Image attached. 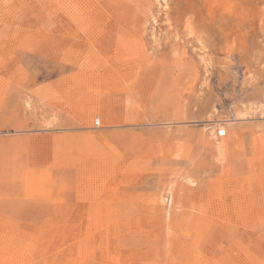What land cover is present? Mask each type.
Returning a JSON list of instances; mask_svg holds the SVG:
<instances>
[{
    "label": "rangeland",
    "instance_id": "374dc122",
    "mask_svg": "<svg viewBox=\"0 0 264 264\" xmlns=\"http://www.w3.org/2000/svg\"><path fill=\"white\" fill-rule=\"evenodd\" d=\"M250 106L264 0H0V264H264Z\"/></svg>",
    "mask_w": 264,
    "mask_h": 264
},
{
    "label": "bare ground",
    "instance_id": "6f19581e",
    "mask_svg": "<svg viewBox=\"0 0 264 264\" xmlns=\"http://www.w3.org/2000/svg\"><path fill=\"white\" fill-rule=\"evenodd\" d=\"M165 2V1H164ZM167 4V3H166ZM162 8V7H161ZM165 8V7H164ZM166 10V9H165ZM138 20V19H137ZM187 27V26H186ZM189 30V29H188ZM193 32V31H192ZM197 38V37H196ZM234 44V43H233ZM202 46V45H201ZM204 46V45H203ZM202 46V47H203ZM201 47V48H202ZM236 47V46H235ZM234 47V48H235ZM229 48H231L232 49V46H229ZM204 49V48H203ZM237 49H238V47H237ZM237 49H235V50H237ZM234 50V49H233ZM228 51V50H227ZM232 51V50H231ZM204 52V51H203ZM229 52H230V49H229ZM228 52V53H229ZM234 53V52H233ZM202 55H204V53L202 54ZM201 55V56H202ZM229 58V57H228ZM201 59H202V61L205 63H209L208 62V60H207V56H202L201 57ZM230 62V61H229ZM232 62V61H231ZM234 62V61H233ZM209 68V67H208ZM249 73V72H248ZM248 77V76H247ZM95 107V106H94ZM98 107V106H97ZM247 107V106H246ZM93 108V107H92ZM99 108V107H98ZM95 109V108H94ZM248 109H250V110H253V111H257V109H258V107H253V106H250ZM92 110V109H91ZM96 111L98 110V109H95ZM95 111V112H96ZM241 111V110H240ZM101 113V112H100ZM99 113V114H100ZM258 113L260 114V115H264V110H263V108H260V109H258ZM95 115V114H94ZM102 116H103V118L107 121V119H108V116L106 115V114H102ZM111 117V116H110ZM109 120H110V118H109ZM235 120H238V119H235ZM112 121H114V120H112ZM115 122V121H114ZM216 128V127H215ZM225 128L224 127H222V126H220V129L219 130H222V131H220L221 133H220V135H223L224 133H225V130H224ZM210 135H212V134H210ZM214 137V136H213ZM214 139V138H213ZM89 155V154H88ZM107 168V167H106ZM184 180H186L188 183H190L191 185H194L195 183H196V179H193L192 177H189V176H185L184 177ZM112 187V186H111ZM232 206V205H231ZM246 213V212H245ZM185 214V213H184ZM50 215V214H49ZM55 219V218H54ZM215 220V219H214ZM87 225V224H86ZM86 227V226H85ZM83 228V227H82ZM67 229V228H66ZM85 232V231H84ZM72 238V237H71ZM83 239V238H82ZM90 248V247H89ZM240 254V253H239ZM56 256V255H55ZM246 256V255H245ZM17 259V258H16ZM60 261V260H59ZM192 263V262H191Z\"/></svg>",
    "mask_w": 264,
    "mask_h": 264
},
{
    "label": "built area",
    "instance_id": "2783aa9c",
    "mask_svg": "<svg viewBox=\"0 0 264 264\" xmlns=\"http://www.w3.org/2000/svg\"><path fill=\"white\" fill-rule=\"evenodd\" d=\"M95 123H96V125L100 126L101 121H100V120H96ZM220 133H221V132H220Z\"/></svg>",
    "mask_w": 264,
    "mask_h": 264
}]
</instances>
